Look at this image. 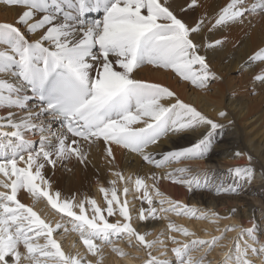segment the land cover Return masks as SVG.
<instances>
[{
	"label": "snow or ice",
	"instance_id": "snow-or-ice-1",
	"mask_svg": "<svg viewBox=\"0 0 264 264\" xmlns=\"http://www.w3.org/2000/svg\"><path fill=\"white\" fill-rule=\"evenodd\" d=\"M0 5L16 16L12 23L0 22V264H102L105 248L129 256L118 240L143 252L142 264H210L208 253L227 231L236 236L220 245L227 248L220 264H256V259L264 264L255 219L250 227L218 229L221 235L207 240L168 220L169 213L213 222L228 217L171 198L161 191L163 181L189 192L238 195L255 179L257 166L250 154L236 151L235 158L246 160L227 169L229 183H215L207 172L193 174L187 167L163 172L173 163L205 160L217 135L234 121L225 108L211 115L172 85L141 76L147 67L171 76L177 86L209 93L221 79L211 54L227 42L226 32L264 20V0H218L211 9L205 0L183 5L175 0H0ZM197 9L204 11L187 19ZM90 13L98 18L87 19ZM252 65L253 85L264 91V43L239 67ZM53 121L59 122L56 130ZM191 133H199L194 142L177 143ZM93 148L109 174L107 186L96 180L102 201L85 193L64 195L56 187L57 172L71 171L66 167L71 162L87 168ZM120 159L135 160L146 171L125 173ZM18 193L46 202L59 218L42 217ZM160 219L168 220L166 234L148 239L151 233L141 225ZM61 229L78 233L86 252L62 250Z\"/></svg>",
	"mask_w": 264,
	"mask_h": 264
},
{
	"label": "bare ground",
	"instance_id": "bare-ground-1",
	"mask_svg": "<svg viewBox=\"0 0 264 264\" xmlns=\"http://www.w3.org/2000/svg\"><path fill=\"white\" fill-rule=\"evenodd\" d=\"M217 2L218 0H205V5L211 9ZM183 3L184 0H175V4L183 5ZM203 11L204 9H197L194 12H190L187 19L190 21L195 20ZM90 16H92L91 20L98 18V14L93 13H90L86 18L89 19L88 17ZM15 18L14 10L0 5V22L12 23ZM226 35L228 36L227 42L216 52L212 53L210 57L212 67L221 79L211 85V91L207 94L190 91L182 83L177 86L175 79L171 76L150 71L147 67L141 72V76L149 80L161 81L166 85H172L185 100L191 101L211 115H214L213 109L225 108L230 113V119L234 121V124L223 134L217 135L213 149L205 160H188L181 163H173L163 169V172L187 167L192 170L193 174L207 172L209 179L215 183H229L231 182V177L227 169L243 165L246 160V157L245 159H237L234 154L236 151H244L253 157V161L257 166L256 177L251 184L245 185L243 191L238 195H217L214 189L189 192L186 188L173 184L171 181H163L161 191L173 199L190 205L196 203L198 206H208L211 211L216 212L219 216L228 217L227 219H219L218 221L221 220V222H217L216 225L212 220L208 221V223L211 221L213 224H210L208 228L214 233L217 232V224L223 225L226 222L232 223L233 221L237 223L234 225L250 227L251 220L255 219L257 222L261 219L262 222H260L262 224H258L257 232L261 233L259 237L261 241H264V218L260 217L261 211L255 208L252 201H246L245 197H243L245 194H251L255 201H264V199L260 200V197L264 198V176L261 175L264 169L259 167L260 164L264 163V91L253 85L251 77L256 71L255 65L245 67L243 71L239 67L243 61L247 60L248 54L257 45L264 43V20H254L250 28H234L226 32ZM0 114L3 113L0 112ZM51 126L53 130H56L59 128V122L53 121ZM198 135L199 133L187 134L184 138L178 139L177 143L187 145L189 142H194ZM34 139L38 144V136ZM167 146L165 144V147ZM90 159L92 163L87 168L71 162L66 165L67 169H71V171L62 169L57 172L54 177L56 187L64 195L85 193L96 198L98 202L102 201L103 198L97 190L96 180L99 177L100 182L105 183V186H107L105 178L109 174L103 167L102 154L97 149H92ZM120 167L125 173L128 171H139L143 174L146 171V169H141L135 160L120 159ZM258 176L260 179L257 178ZM254 185H259L261 188L254 187ZM233 208L237 209V211L235 214H230ZM161 223L149 220L146 224L141 225L140 229H146V227L156 228ZM189 224H192L190 226L197 229L203 225L200 221L195 223L191 221ZM69 236L68 238H70ZM227 238L229 242L233 238V232L226 235V240ZM226 240L225 245L228 244V242L226 244ZM224 250L226 251L227 248L222 249V251ZM132 261L131 256L124 258V262L132 263ZM107 263L119 264L120 261L116 255H113Z\"/></svg>",
	"mask_w": 264,
	"mask_h": 264
},
{
	"label": "rangeland",
	"instance_id": "rangeland-1",
	"mask_svg": "<svg viewBox=\"0 0 264 264\" xmlns=\"http://www.w3.org/2000/svg\"><path fill=\"white\" fill-rule=\"evenodd\" d=\"M257 178L260 179L259 176ZM254 187L261 188L259 185H254ZM243 197H245L244 199L246 201H252L253 202L255 208H258L259 211H261L260 212V217L263 219L264 218V201H255L251 194H245V195H243ZM18 198L21 200L22 203H24V204H26L28 206H33L34 210L38 211V213L41 214L42 217L46 216L49 220H52L53 222L59 218L58 216H56L54 214V210L50 209L46 205V202H34L33 199L31 198V196L29 194H26V193H22V195H21V193H18ZM127 198H131L132 199V196L129 195ZM131 199H129V200H131ZM263 199H264L263 197H260V200H263ZM31 201H32V203H31ZM184 203H186V202H184ZM186 204H188V203H186ZM136 205H137V208H138L139 207V201H136ZM188 205H190V204H188ZM191 205H195V206H197L198 208H200L202 210H211L210 207H208V206H204V205H199L198 206L196 203H193ZM259 211H257V212H259ZM161 215L163 216L165 214L161 213ZM167 216H168V220L172 221L173 223H175L177 225L186 227L189 231H194L196 233V235L198 234L197 237H199L200 239H206V240L207 239H211L213 236L221 235V232L218 229H224L225 227L231 228V226H233L234 224H237V223L233 222L232 220H231L232 223L226 222L223 225L217 224V232L214 233V232H212V230L210 228H208V227H210L209 226L210 224L213 225L211 223V221L208 223V221L212 220V219H209L207 221L190 220L187 217L176 216L174 213H169V214H167ZM181 219H183V220L181 221ZM168 220H164V219L151 220V221H154L156 223L157 222H162V223H161V225H158V227H156V228H152L151 229V227H146V229H140V230L141 231L150 232L151 235L148 236L147 238L150 239V240L154 239L161 232H164L166 234ZM191 221H194V223L195 222H199V221L201 223H203V225L201 226L202 229L201 228L197 229V228H194L193 226H190V225H192V224H189V223H191ZM260 221L262 222L261 219L256 222L257 226H258V224H262ZM217 222H221V220L220 221H218V220L215 221L214 222L215 225H216ZM187 225H189V226H187ZM69 228H70V225H69ZM204 229H205V231H204ZM231 232H233V237L236 236V232L235 231L224 232L223 233L224 239L219 241L217 246L213 247L212 251L208 253L207 261H209L210 264H220V261L223 259V253L225 251V250L222 251V249L226 248V247H221L220 245H225L226 235H228ZM69 233L72 234V235H70ZM66 234H68V235H66ZM257 234H258V237L261 235V233H259V232H257ZM68 236L70 238H68ZM57 238H58L59 242L61 243L62 250H64L66 253H69V252L75 253L76 251H80L83 254V253L86 252V249H84L83 244H82V242H81V240L79 238L78 233H75V232H72V231L64 232V230L61 229V230H59V233L57 234ZM161 238L162 239H166V235L161 237ZM178 239H182L183 240V239H185V237L178 236ZM259 239H260V237H259ZM227 242H228V238L226 240V244H227ZM116 244H117V246H119L121 248H124V250L129 253V256H131V258L133 259L132 263L124 262V258L125 257H119L115 253L111 252L110 248H105L104 249V259L102 261V264H108L107 262H109L110 257L113 256V255H116V257L119 259V261H120L119 264H142L143 258H144V253L143 252H138L134 248H127L126 245H125V242H123V241H119L118 240V241H116ZM171 246L172 245L169 243V248ZM153 255H158V253L157 252H153ZM194 255H198V253H195ZM88 258L92 259V257L90 255L88 256ZM253 259H256V258H253ZM256 264H259V260H257V259H256Z\"/></svg>",
	"mask_w": 264,
	"mask_h": 264
}]
</instances>
